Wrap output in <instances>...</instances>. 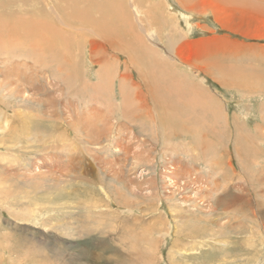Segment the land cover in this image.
Instances as JSON below:
<instances>
[{"label": "rangeland", "instance_id": "obj_1", "mask_svg": "<svg viewBox=\"0 0 264 264\" xmlns=\"http://www.w3.org/2000/svg\"><path fill=\"white\" fill-rule=\"evenodd\" d=\"M115 1L70 86L0 55V264H264V0Z\"/></svg>", "mask_w": 264, "mask_h": 264}, {"label": "bare ground", "instance_id": "obj_2", "mask_svg": "<svg viewBox=\"0 0 264 264\" xmlns=\"http://www.w3.org/2000/svg\"><path fill=\"white\" fill-rule=\"evenodd\" d=\"M55 1H57L58 4L55 3ZM114 1L115 0H98L97 2L93 3L91 0H42L39 3L37 0H32V3L30 2L31 4L24 6V1L22 2V0H0V55H9L12 53L16 54V52L20 53L21 51L24 53L25 61L32 62L34 65L39 64V66L43 64L45 65L46 62L44 63L43 61L51 57L55 63L63 64V66L62 64H58L60 66L58 71L59 73L64 74L63 82L69 84L70 86L71 80L74 79L77 72L73 65L75 60L71 53H61L59 50L64 49L66 50L65 52H67V50L71 52L70 49H74L73 47H76L78 43L74 45L73 41L75 37H72V34L74 33L65 34L66 32L63 31L61 26L66 27L69 30L75 29V24L83 26L86 25L89 27L91 26L94 32L97 31V33H95L98 34V37L101 38L100 40L104 44L107 45L115 43L113 42L114 40L123 42L125 47L117 48V52H123L126 49H135L134 43L137 44L139 41V36H136L134 33L131 36H125L122 33H117L120 30L119 28L112 31L107 27L108 21H103L105 20L104 18L95 20L92 15L94 13V9H92L94 4L98 5L96 6V10L97 12L101 13L103 11V3ZM49 3L54 4L52 7L53 10L58 11L60 16L63 17V19L61 18L60 20V27L52 22L51 25L47 23L45 24L43 21L44 17H49V14L45 11V8ZM103 25L107 28H103ZM110 25L113 27L116 25V23L112 22ZM7 43L9 46H7ZM33 43H37L38 50L32 48ZM27 50H30V53H28ZM129 60L131 62L132 57H130ZM64 64L68 67H64ZM38 73L39 76H43V72L40 69L38 70ZM40 73L42 75H40ZM6 77H10V79L12 78L14 82H19L21 80V78L19 79L15 74L6 75ZM2 84L3 85L0 86V90L2 86L9 87L11 82H5ZM81 87L86 91H94V88L96 91L99 90L97 89L98 85H90L88 81L83 82ZM72 91L75 92V88H73ZM158 92H160L159 88L156 89V87H153L150 90L152 95L155 93L158 94ZM8 93L9 96H11L13 91L11 90V92ZM88 132L90 133L89 130Z\"/></svg>", "mask_w": 264, "mask_h": 264}, {"label": "crops", "instance_id": "obj_3", "mask_svg": "<svg viewBox=\"0 0 264 264\" xmlns=\"http://www.w3.org/2000/svg\"><path fill=\"white\" fill-rule=\"evenodd\" d=\"M138 206H136V208H137ZM138 209V208H137Z\"/></svg>", "mask_w": 264, "mask_h": 264}]
</instances>
